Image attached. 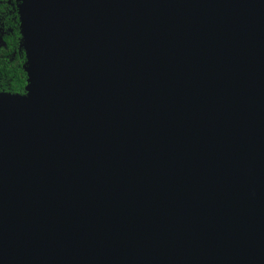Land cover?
Segmentation results:
<instances>
[{
    "label": "water",
    "instance_id": "1",
    "mask_svg": "<svg viewBox=\"0 0 264 264\" xmlns=\"http://www.w3.org/2000/svg\"><path fill=\"white\" fill-rule=\"evenodd\" d=\"M18 2L0 264H264V0Z\"/></svg>",
    "mask_w": 264,
    "mask_h": 264
},
{
    "label": "flooded vegetation",
    "instance_id": "2",
    "mask_svg": "<svg viewBox=\"0 0 264 264\" xmlns=\"http://www.w3.org/2000/svg\"><path fill=\"white\" fill-rule=\"evenodd\" d=\"M18 5V0H0V93L12 92V76L2 66H11L17 57L23 62L25 57L20 44L14 48L12 43L15 27L20 30ZM14 22L17 23L16 26L13 25Z\"/></svg>",
    "mask_w": 264,
    "mask_h": 264
},
{
    "label": "trees",
    "instance_id": "3",
    "mask_svg": "<svg viewBox=\"0 0 264 264\" xmlns=\"http://www.w3.org/2000/svg\"><path fill=\"white\" fill-rule=\"evenodd\" d=\"M13 25L16 26L17 23L14 22ZM21 38H22L21 30L15 27L14 35L12 37V43L14 45V48H16L18 44H21ZM25 62H26L25 57L23 59V62H21V60L17 57L11 66H8L7 64H4L2 66V68L6 69L7 73L12 76L11 79L12 92H7L6 94L25 95V87L27 85V79H28V76L23 69Z\"/></svg>",
    "mask_w": 264,
    "mask_h": 264
},
{
    "label": "rangeland",
    "instance_id": "4",
    "mask_svg": "<svg viewBox=\"0 0 264 264\" xmlns=\"http://www.w3.org/2000/svg\"><path fill=\"white\" fill-rule=\"evenodd\" d=\"M18 7H19V5H18Z\"/></svg>",
    "mask_w": 264,
    "mask_h": 264
}]
</instances>
